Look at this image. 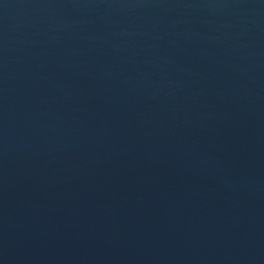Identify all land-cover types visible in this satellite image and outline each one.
I'll return each mask as SVG.
<instances>
[{"label":"water","instance_id":"95a60500","mask_svg":"<svg viewBox=\"0 0 264 264\" xmlns=\"http://www.w3.org/2000/svg\"><path fill=\"white\" fill-rule=\"evenodd\" d=\"M0 264H264V0H0Z\"/></svg>","mask_w":264,"mask_h":264}]
</instances>
